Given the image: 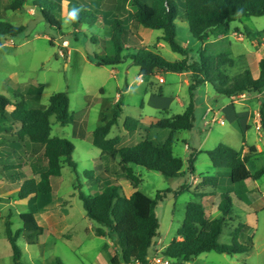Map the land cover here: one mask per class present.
<instances>
[{
  "label": "rangeland",
  "instance_id": "rangeland-1",
  "mask_svg": "<svg viewBox=\"0 0 264 264\" xmlns=\"http://www.w3.org/2000/svg\"><path fill=\"white\" fill-rule=\"evenodd\" d=\"M14 1L0 0V18L15 26L25 27V31L18 36H0V95L5 96L9 102L6 106L7 116L13 111V104L22 98L27 101L28 108L46 109L52 95L67 93L70 99V122L61 126L54 116L51 117L52 136L67 139L75 145L73 160L79 172L77 176L64 165L54 200L45 210L34 214L39 225L45 229L40 243L29 246L22 237L18 240L22 248V264H111L112 257L117 254L116 247L113 243L111 245L109 238L94 234L96 224L87 217L79 199V189L87 196H96L105 187L102 181L91 185L84 177L85 171H92L94 176L104 174L107 165L100 157V149L92 144V133L113 118L115 106L121 101L123 113L109 137L121 136L119 147L136 145L148 135L144 130L127 133L123 127L125 119L133 117L149 125L173 114H182L189 103V91L185 78L174 73L140 77L139 69L129 61L116 66L96 67L95 54L101 51V47L92 43L84 34L76 35L77 31L67 20L69 3L81 4L90 15L95 11L100 18L104 16L101 28L84 29L90 35L105 29L110 36V23L117 17L132 29L143 47L161 54L170 62L179 61L182 57L161 40V31L133 27L131 20L135 9L131 0H51L59 5L56 14L63 24L59 31L46 22L43 13L34 6L32 0L20 10H7V6ZM176 27L177 42L190 51L189 59L195 58L199 42L191 35L188 24L180 20ZM206 44L210 53L225 52L234 60L232 68H224L230 79L246 70L257 78L261 72L260 62L264 60V17H239L231 23L226 36H211ZM159 76L166 82L160 83ZM259 93H245L242 94L244 96L230 99L216 94L211 85L201 86L196 92L194 127L188 131L175 132L173 151L184 160V175L166 178L158 172L132 166L141 181L138 191L152 198L158 191H171L156 207L160 221L156 242L166 245L175 237L176 230L185 218L188 203L211 197L201 192L194 181L190 192L177 196L174 193L190 181L187 162L190 151H185L186 144L198 151L212 150L219 144L241 149L245 144V136L235 120L237 114L243 120V126L249 125L247 145H261L264 152V141L261 140L263 134L256 128V122L260 119L259 102L262 99ZM170 101H173L171 106ZM168 107L171 111L168 110L167 114L165 109ZM210 107L217 114L219 122H224L223 125H211L214 114ZM83 127L86 132L84 139L78 136ZM19 130L20 125L9 119L0 121V264H14L6 236V223L11 224V230L15 233L22 228L20 215L35 210L37 199L34 196L25 200L18 199L20 185L24 180H39L47 165L42 151H35L27 139H19ZM163 132L154 129L150 136L160 141L165 134ZM109 166L113 180L120 178L118 165L111 163ZM263 166L264 155L254 158L248 164L251 172ZM194 167L197 177L200 174L215 176L216 168L205 153L196 156ZM8 168L19 169L9 171ZM224 182L233 192V212L227 218L219 242L231 243L230 232L238 225L245 224L249 228L248 235L253 237V248L235 256L214 252L202 254L198 262L264 264V198L261 199L253 180L234 186L229 178L224 179ZM118 183L126 196L130 195V189H134L128 181ZM258 187L264 192V176L258 181ZM205 202L207 207L212 205L208 200ZM220 217L221 212L213 216L210 212L208 219ZM156 247L158 250L152 256L163 253L159 245ZM172 264L184 262L173 260Z\"/></svg>",
  "mask_w": 264,
  "mask_h": 264
},
{
  "label": "trees",
  "instance_id": "trees-1",
  "mask_svg": "<svg viewBox=\"0 0 264 264\" xmlns=\"http://www.w3.org/2000/svg\"><path fill=\"white\" fill-rule=\"evenodd\" d=\"M29 0H15L7 6V10H20ZM34 6L43 13L46 22L61 30L63 24L56 14L58 4L51 0H32ZM135 11L132 14L134 28L144 27L161 31V40L182 59L176 62L167 61L161 54L142 46L137 35L130 27L117 17L111 21L110 36L105 29L97 30V34H88L84 29L101 28L104 16L88 14L81 4L69 3V13L77 10V18L70 20L71 27L78 34H84L90 41L101 47L95 54L96 67L116 66L130 62L139 69L141 77H153L165 73H189V104L182 114L159 120L150 126H144L133 117H127L123 123L127 133L144 130L151 133L154 129L165 131L162 140L148 137L136 145L119 147L121 137L109 138L113 127L118 126L123 113L121 101L115 106L113 118L99 126L92 133V144L101 150V158L105 160L104 174L94 176L92 171H85L84 177L94 185L104 183L105 187L96 196H87L79 189V199L87 217L96 224L93 232L98 237L109 238L116 247L117 254L111 264H149L151 251L159 237L160 221L156 215V207L163 202L170 190L158 191L154 198L135 191L130 197L123 193L119 181H128L136 189L140 179L135 175L133 165L160 173L166 178H177L184 175V161L174 154L175 132L191 130L195 122L196 92L206 84L212 86L216 94L228 98L245 93L261 92L264 89V60L260 62L261 72L257 78L246 70L230 79L224 68H232L234 60L228 53L212 54L206 41L211 37L226 36L235 19L264 17V0H131ZM50 9L51 11H48ZM188 24L193 38L199 42L195 58L189 59L188 51L177 42V21ZM25 31L24 26H15L0 18V36L15 37ZM110 38H108V37ZM9 104L5 96L0 95V121L8 119L20 125L19 139H27L35 151H42L47 165L39 176V180L22 181L17 192L20 200L34 196L37 199L35 210L20 215L22 228L15 233L11 224L6 223V236L12 251L14 264H22V248L18 243L20 237L29 246L40 243L45 229L35 218L36 211L45 210L55 198L59 189L58 180L62 176L64 165L78 176L77 164L73 160L75 145L67 139L52 136L51 117H55L61 126L70 122V99L67 93H56L50 97L46 109L28 108L27 101L22 98L13 104V111L7 116L6 106ZM11 104V103H10ZM261 132L264 137V100L259 110ZM86 137L85 128L78 135ZM188 174L195 173L194 162L200 153L189 148ZM213 167L229 169L228 176L233 185L248 179L259 180L264 176V166L252 173L248 162L258 154L255 146L242 155L226 144H219L205 152ZM116 163L120 178L113 180L109 164ZM19 168H8L9 171ZM15 178L14 175L11 176ZM100 177V178H99ZM205 185L225 189L220 177H203ZM188 185H182L175 195L183 194ZM222 217L209 220L201 203L190 202L186 206L185 218L177 230L176 237L163 251L164 257L171 260L194 262L200 255L215 252L218 254L237 255L247 253L253 248V237L248 235L249 228L240 224L230 232L232 242H219L223 234L227 218L232 215V199L226 194L219 205ZM180 238V240H178Z\"/></svg>",
  "mask_w": 264,
  "mask_h": 264
},
{
  "label": "crops",
  "instance_id": "crops-1",
  "mask_svg": "<svg viewBox=\"0 0 264 264\" xmlns=\"http://www.w3.org/2000/svg\"><path fill=\"white\" fill-rule=\"evenodd\" d=\"M142 27V26H141ZM165 74H173V73H165ZM174 74H176V75H178L179 77H183V78H185V84L187 85V87H189V85H190V74L189 73H181V74H178V73H174ZM157 75H163V74H156L155 76H157ZM141 77V76H140ZM159 78H163V77H161V76H159ZM164 79V78H163ZM166 82V80L164 79V83ZM209 84H206V85H203V86H205V87H207ZM128 91V90H127ZM126 91V92H127ZM122 94H123V92H122ZM248 94V93H247ZM245 95V94H244ZM259 95H260V97L264 100V97H263V93H262V91L259 93ZM231 98H233V97H231ZM230 98V99H231ZM262 99L260 100V102H259V106H261V102H262ZM117 101H119V99H117ZM172 102L173 101H170V103H169V106H171V104H172ZM189 104V103H188ZM188 106V105H187ZM187 106H186V108H187ZM196 106H197V100H196ZM170 107H168L167 109H165L166 111V113L168 114L169 113V111H171L170 109H169ZM186 108H185V110H186ZM169 110V111H168ZM184 110V111H185ZM210 111H211V113H213V108L212 107H210ZM12 112V111H11ZM10 112V113H11ZM214 114V113H213ZM173 115H176V114H173ZM173 115H171V116H173ZM170 116V117H171ZM169 118V117H168ZM218 118V116H217V114H214V117H213V120H212V123H211V125H214V124H220L219 123V119H217ZM161 120V119H160ZM235 120L238 122V124H239V128H240V130H241V132L243 133V135L245 136V139H244V146L241 148V149H235L236 151H238V152H241L242 153V155H245L247 152H248V150H249V147L250 146H254V145H250V146H248L247 145V143H246V135L248 134V132H249V125L247 126V127H245V126H243V120L240 118V115H237L236 114V116H235ZM138 121H140V120H138ZM159 120H156V121H154V122H151V123H153V124H155V123H157ZM141 122V121H140ZM141 124H143L142 122H141ZM144 126H150V125H152V124H149V125H145V124H143ZM222 125V124H221ZM114 128V127H113ZM112 128V129H113ZM256 128H257V130L258 131H261V125H260V119H259V121L257 120V122H256ZM112 132V131H111ZM127 132V131H126ZM163 133H165V132H163ZM111 134V133H110ZM131 134H133V133H131ZM147 137L146 138H148V137H151L150 135V133H147ZM110 136V135H109ZM121 137V136H120ZM174 137H175V135H174ZM110 138V137H109ZM145 138V139H146ZM151 138H153V137H151ZM261 140L262 141H264V137H263V135L261 136ZM121 142H122V138H121ZM175 142V141H174ZM229 146V145H228ZM231 147V146H230ZM256 148H257V151H258V154L256 155V156H254L252 159H250V161L251 160H253L254 158H256V157H258V156H261V155H264V152H263V150H262V146L261 145H256L255 146ZM189 148H190V146L188 145V144H186L185 145V151L186 152H189ZM234 149V148H233ZM101 151V150H100ZM206 151H208V150H199V154H201V153H205ZM175 154V153H174ZM198 154V155H199ZM206 154V153H205ZM101 157V156H100ZM179 157V156H178ZM184 161V160H183ZM249 161V162H250ZM249 162H248V164H249ZM247 164V165H248ZM249 169V168H248ZM228 172H229V169H222V168H216V172H215V176H204V175H202V174H200L198 177H197V175H196V171H195V173L194 174H192V175H190V181H189V183L187 184H184V185H188V189L185 191V192H190L191 191V189H192V182L194 181V184H196L197 183V185H198V187H199V189L201 190V192H204V193H206V194H208V195H211V197H209V199H205V198H203V199H201V198H199V200L198 201H191V202H197V203H201V204H203V206H204V208H205V211H206V217L208 218V216H209V213L211 212L212 213V216L216 213V212H220V210H219V205L221 204V202H222V200H223V198H224V196L226 195V194H228L230 197H231V195L233 194V192L232 191H230L231 189H230V186L229 185H227L225 182H224V179H227V178H229V176H228ZM252 173H255V172H252ZM203 177H220L221 179H222V182H223V186L225 187V189H218V188H214V187H211V186H208V185H205L204 183H202V178ZM230 180V179H229ZM248 180H253V179H248ZM248 180H246V181H248ZM260 180V179H259ZM259 180H253V181H255V186H256V188H258L259 189V193H260V197H261V199L262 198H264V192H262V191H260V187H258V181ZM121 183H123V182H126V181H120ZM243 182H245V181H243ZM242 183V182H241ZM241 183H239V184H236V185H240ZM232 184V183H231ZM233 185V184H232ZM234 186V185H233ZM233 186H231V187H233ZM196 188V187H195ZM138 190V188H134V189H130V191H129V193H130V195L129 196H127V197H130L135 191H137ZM184 192V193H185ZM200 192V193H201ZM193 196H194V193H193ZM152 198V197H151ZM195 198H197V197H195ZM212 199V200H211ZM231 199H232V212H233V198L231 197ZM206 200H208V202H210L212 205L210 206V207H207L206 206ZM211 200V201H210ZM187 206V205H186ZM48 207V206H47ZM217 219H219V218H217ZM210 220H214V219H210ZM183 222V221H182ZM179 229V228H178ZM177 229V230H178ZM177 230H176V233H177ZM175 237H176V235H175ZM174 237V238H175ZM173 238V239H174ZM173 239H171L170 240V242L169 243H167L166 245H163V243L162 242H156V245H159L160 246V248H161V250L162 251H165L166 250V248L169 246V244L171 243V241L173 240ZM178 240H180V238H178ZM230 244V243H229ZM111 245H112V242H111ZM158 250V248L156 247V248H153L152 249V251H151V255H150V257L152 256V254L154 253V251H157ZM212 253V252H211ZM215 253V252H214ZM223 255H226V254H223ZM233 256H235V255H233ZM199 257H201V255L199 256ZM199 257L194 261V262H192V263H185V264H199ZM134 264H139L138 262H135Z\"/></svg>",
  "mask_w": 264,
  "mask_h": 264
},
{
  "label": "built area",
  "instance_id": "built-area-1",
  "mask_svg": "<svg viewBox=\"0 0 264 264\" xmlns=\"http://www.w3.org/2000/svg\"><path fill=\"white\" fill-rule=\"evenodd\" d=\"M160 83H164L163 78H159ZM242 95V94H241ZM244 96V95H242ZM220 124H224L223 121L219 122ZM172 261L170 258L164 257L162 254L161 255H154L149 257V264H172Z\"/></svg>",
  "mask_w": 264,
  "mask_h": 264
},
{
  "label": "clouds",
  "instance_id": "clouds-1",
  "mask_svg": "<svg viewBox=\"0 0 264 264\" xmlns=\"http://www.w3.org/2000/svg\"><path fill=\"white\" fill-rule=\"evenodd\" d=\"M77 18V10L69 13L67 20H75ZM67 20L65 21L67 23Z\"/></svg>",
  "mask_w": 264,
  "mask_h": 264
}]
</instances>
